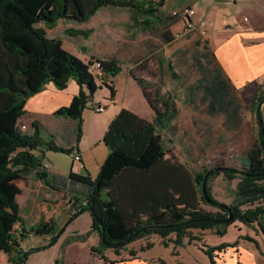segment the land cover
Here are the masks:
<instances>
[{
	"label": "trees",
	"instance_id": "16d2710c",
	"mask_svg": "<svg viewBox=\"0 0 264 264\" xmlns=\"http://www.w3.org/2000/svg\"><path fill=\"white\" fill-rule=\"evenodd\" d=\"M163 2L0 0V39L24 63L20 69L22 85L0 71V91L6 92V95L0 96V252L8 255L10 263L26 264L31 252L46 248L58 238L54 234L47 245L35 246L27 251L22 247L15 226L18 223L22 232L23 228L25 232L27 230L16 199L15 182L31 174L53 190L70 195V208L74 212L68 221L85 211L90 212L93 223L88 234L97 231L100 235L99 245L92 246V250L109 263L115 264V261H109L105 255L108 248L120 254L128 244L152 235L161 236L166 245L170 241L182 245L186 237L190 242L201 240L194 230L212 229L224 235L229 225L237 220L250 227L258 225L264 233V116L259 111V104L264 102L263 83L258 85L252 98V107L257 111L259 135L254 145L241 157L239 167L220 166L196 171L186 161L169 159L163 148L159 126L166 121L172 99L169 95L153 99L148 92L147 79L132 73L154 111L152 120L128 108L120 110L105 132L103 141L109 148V154L95 178L86 167L84 172L74 171L73 160L68 175H51L46 168V151L69 154L75 149L79 151L84 110L102 86L110 89V100L114 99L116 88L109 78L122 71L121 63L113 57L92 56L85 61L76 56L64 47L60 37L49 36L47 28L55 27L60 19L88 22L99 10L109 6L127 8L135 18L143 16L147 31L160 29V25L167 28L173 21L169 22L168 17L160 14ZM171 18L181 20L177 16L171 15ZM41 22L45 27L39 26ZM67 34L88 37L90 30L68 28ZM160 34L166 41L173 39L169 29ZM195 43L194 67L199 77L188 87V98L194 101L195 95L201 94L200 100L208 103V112L223 115L228 125L237 124L241 119V106L234 93L236 88L223 74L207 40L197 39ZM158 59L165 73V63L162 58ZM96 62L101 63L105 73L102 80L90 70ZM146 65L147 59L139 67L145 68ZM71 79L80 85L79 93L54 114L76 122L73 131L76 144L60 145L52 134L44 135L37 119L31 122L28 130L23 129L20 121L27 115V100L46 83L53 82L58 89H64ZM155 88L156 95L160 94V90ZM219 174H224L229 180L240 179L232 203L220 202L213 194L211 181ZM203 204H212L217 210L209 211ZM40 228L41 231L45 229L42 225ZM53 228L54 224L46 231L51 232ZM172 234H175V239L169 237ZM245 238L259 246L254 238ZM238 243V240L218 246L202 243V248L211 264H217L216 251L221 252ZM148 245L151 246V243L148 242ZM145 248L147 245L143 250ZM130 252L136 254L134 250Z\"/></svg>",
	"mask_w": 264,
	"mask_h": 264
},
{
	"label": "rangeland",
	"instance_id": "374dc122",
	"mask_svg": "<svg viewBox=\"0 0 264 264\" xmlns=\"http://www.w3.org/2000/svg\"><path fill=\"white\" fill-rule=\"evenodd\" d=\"M155 1L160 2L161 0ZM163 1V4L160 6L162 11L160 14L168 17L169 22L176 21L171 18L172 11L175 8L180 7V4L191 2L190 0ZM122 9L124 12L108 11L107 13H115V21L124 22L123 17L128 10ZM39 26L45 27V24L41 22ZM68 28L82 31L90 30V34L88 38L83 35L74 37L67 34ZM123 31H126V27L122 23L113 27L110 35L116 36ZM47 32L51 37H60L63 40L64 47L80 58H84L85 56L83 47L85 49H89L90 47L91 49L97 46L96 40L97 35H99H94L92 30L87 28V25L84 23L69 22L63 19H60L55 27L47 28ZM185 32L184 25L180 30H176L173 33L171 41H166L162 34H160L159 29H149L147 31V65L145 68L138 66L134 69L133 74L138 77L145 76L147 78L148 92L153 99L168 95L172 99L171 110L166 113L167 122H164L165 127L164 124L159 126V132L162 135L164 143L163 148L169 159L186 161L196 171L215 169L220 166L239 167L241 157L254 145L259 135L257 111L252 107V98L258 85L264 84V78L263 80H259L258 83H251L241 89L236 88L234 93L237 102L241 106V119L237 124H226L223 115L207 111L208 103L200 100L201 94H196L194 101L190 100L191 97L188 98V87L199 77L194 67V51L197 47L195 42L199 39V34L196 32L193 38H190L189 36H185ZM204 40H207L209 43V36ZM200 48H202V45ZM154 51L156 52L154 53ZM158 58H162L165 63V67L167 68L165 73L161 69ZM23 65L24 63L21 59L12 54L0 39V71L6 77H13L18 85H22L20 69ZM111 78L114 79V77ZM124 79V74L116 77L115 84L119 86L117 102L124 99L128 109L147 120L151 119L154 111L144 97L142 87L139 84H132L133 82H130L128 90H126ZM97 82L100 84L99 79H97ZM155 87L160 90V94L156 95ZM1 95H6V92L0 91ZM110 96L111 92L107 86H102L98 89L88 103L86 109L87 120L92 115H98L93 108L99 102L110 101ZM262 112L264 116V103L262 105ZM52 120H55L54 116L47 118L46 122L50 123ZM30 122L31 119L28 120L25 117L20 121L21 124H26L25 130L29 129ZM58 132L57 137L52 131L54 139L60 145H66V141H62L61 139L60 131ZM42 133L48 136L50 131L43 129ZM102 145V147L93 146L91 149L86 150L90 164V174L93 178L98 174L96 173L97 164L103 155L102 149L109 150L106 144ZM44 163L51 175H68L72 167V154L48 150L45 153ZM239 180V178L229 180L224 174L217 175L211 181L215 198L220 202L232 203ZM15 185L17 187L16 199L20 203L21 215L25 218L24 227L27 232L24 231V228L22 232V226L18 223L15 227L24 250L27 251L35 246L47 245L54 234L58 235L57 240L53 244L48 245L42 250L31 252L26 264H103L105 262L100 254L92 250V245L98 242L96 240L98 234H93L92 232L88 234L91 231L93 223L89 211H85L77 218L68 221L69 214L71 215L74 212L73 209H69L71 202L70 195H65L63 192L52 189L48 190L46 185L44 186L42 181L38 180L34 174L16 181ZM38 204L42 205V210L44 211L49 208V213L54 218L46 221L44 220L47 216L46 214L40 220V210H38L40 207L38 208ZM203 207L209 211L217 210V207L212 204H203ZM36 209L37 212L35 211ZM240 222L237 220L229 225L228 228L232 233L239 232ZM52 224H54L53 230L47 232V227ZM41 225L45 228L44 231H41ZM78 234H82L83 236L79 238ZM174 236L175 234H172L169 237L175 239L176 236L175 238ZM152 241L140 239L130 245V247H136L138 251L135 252L143 259H159L163 264L167 263L165 260H169L172 263L181 260V258L183 260L187 254H195L193 258L202 261L201 258L204 254L200 250L201 254L196 251L197 247L200 246L197 241L190 242L191 244L186 247H182L186 244L177 245L173 241L168 242L166 245L163 243V238L159 235H155ZM148 242L151 243V246L148 245ZM145 244H147V249L143 250ZM140 248L141 250H139ZM203 251L205 252L204 249ZM107 253L110 256L112 255L110 251ZM0 264H12L9 262L8 255L5 252H0Z\"/></svg>",
	"mask_w": 264,
	"mask_h": 264
},
{
	"label": "crops",
	"instance_id": "0c3cea01",
	"mask_svg": "<svg viewBox=\"0 0 264 264\" xmlns=\"http://www.w3.org/2000/svg\"><path fill=\"white\" fill-rule=\"evenodd\" d=\"M190 1L191 2L186 4H180V6L192 5L196 9V14L193 16V20L199 21L201 19H205L207 21L209 47L214 52L215 60L221 67L223 74L227 77V79H229L232 85L237 89H241L251 83H258L259 80H263L264 0ZM122 8L123 7L116 6L104 7L99 10L88 22H84V24L87 25V28L92 30L94 35H99H97L96 47L91 49L89 47V49L87 48L86 50H84L83 47L85 56L82 59L88 61L92 56L115 58L122 66V71L117 76L120 74L125 75L124 82L126 90H128L130 82H133L132 84H138L132 76L134 69L137 68L142 61L147 59V26L143 24V16H137L135 18V15L127 8L125 9H127L128 12L123 17L124 22L115 21V13H107L108 11L124 12ZM175 20L176 21L169 27L165 28H170L169 30H171L172 35L176 30H180L185 25L184 21ZM122 23L125 25L126 31H123L121 34H117L116 36H111L110 34L113 27ZM162 31L163 27L160 25L159 32L161 33ZM184 34L185 36L193 38L196 31L185 32ZM176 35L178 36V34ZM155 52L156 51H154V53ZM117 76H115L114 79L111 78L116 88L114 99L99 102V104L104 106L105 109L98 112L94 107L93 110L98 115L90 116L89 120L86 118L87 108L83 113V136L78 148L82 154L83 162L89 173L90 164L88 162L86 150L91 149L93 146L102 147V144H105L103 139L109 124L122 108H128L124 99L117 102V92L119 91V86H116L115 84ZM139 77L147 79L145 76ZM79 90L80 85L75 79H71L68 86L64 89H58L53 82L46 83L42 86L39 92L27 100L25 104L27 115L25 118L28 120L31 119V122L34 119H37L41 124L42 130L46 129L47 131H50V134H52L53 131L54 135L57 136V133H59L58 131H60L61 139L62 141H66L67 146L75 145L76 143L73 131L76 127V122L70 118L57 117L54 113L60 107L68 105L73 97L79 93ZM53 116L55 118L54 121L52 120L50 123L46 122L47 118ZM152 118L153 116L148 120H152ZM102 153L103 155L101 160L97 164L98 168L96 173L100 171V167L109 154V150L102 149ZM73 170L80 172L75 168V164H73ZM82 172H84V170ZM42 184L44 186L46 185L44 182H42ZM46 187L48 190L52 189L47 185ZM39 207L40 209L38 210H40V220L43 219L46 214L47 216L44 220L48 221L54 218L53 215H50L49 208L44 211L42 210V205L38 204V208ZM35 211L37 212V209ZM240 223L241 226H239L238 233H232L229 228L227 233L224 235H219L212 229L204 231L198 229L194 230V234L201 237L200 241L196 240L199 242L198 245L200 246L197 244L195 245L198 246L196 251L200 253V250L204 254L201 258L202 261L195 260V258H193L195 254H187L184 256L183 260L181 258V260H177L174 263L169 260H165L167 262L166 264H211L209 256L201 248L203 247L202 243L210 246H218L222 243H233L237 240L239 241L237 245L228 246L221 252L216 251L215 260L217 264H264V233L260 230L258 225L250 227L242 222ZM92 233L98 234V237H96L98 242L92 246H98L100 242V235L97 231ZM81 236L83 235L78 234L79 238H81ZM154 237L155 235H152L148 238L142 239L153 242L152 240H154ZM245 237L254 238L258 241L259 246ZM184 241L186 245L182 247H186L191 244L188 237H186ZM134 242L128 244L125 249L121 250L120 254H117L112 248H108L105 251V255L108 257L109 261H115V264H163L159 259L145 260L138 256L137 252L134 255L131 254V250L138 251L136 247H130V245L134 244ZM146 245L147 244L144 246L146 247ZM141 248L139 250H141ZM108 251L112 252L111 256L107 253ZM103 264L113 263L105 261Z\"/></svg>",
	"mask_w": 264,
	"mask_h": 264
},
{
	"label": "built area",
	"instance_id": "2783aa9c",
	"mask_svg": "<svg viewBox=\"0 0 264 264\" xmlns=\"http://www.w3.org/2000/svg\"><path fill=\"white\" fill-rule=\"evenodd\" d=\"M195 14H196V9L192 5H183L175 8L172 11L173 16L175 17L177 16L182 21H184L186 32L196 31L199 34V39L204 41V39H207V36H209L207 21L205 19L194 21L193 16ZM91 70L96 77L101 78L100 80H102L103 77H105V73L101 67L100 62H96L92 64ZM104 109L105 107L100 104L95 106V110L98 112H101ZM22 128L26 129V125H22ZM72 160L73 163L75 164L76 169H78L79 171H83L85 169L86 166L83 162L82 154L76 149L72 153Z\"/></svg>",
	"mask_w": 264,
	"mask_h": 264
},
{
	"label": "water",
	"instance_id": "95a60500",
	"mask_svg": "<svg viewBox=\"0 0 264 264\" xmlns=\"http://www.w3.org/2000/svg\"><path fill=\"white\" fill-rule=\"evenodd\" d=\"M263 103H264V102H261V103L259 104V111H260V112L262 111V105H263ZM260 118H262V115H261Z\"/></svg>",
	"mask_w": 264,
	"mask_h": 264
}]
</instances>
